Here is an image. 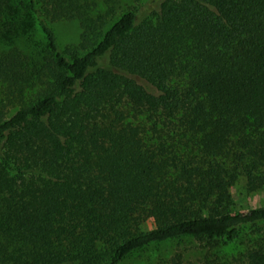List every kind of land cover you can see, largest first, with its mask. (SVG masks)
I'll list each match as a JSON object with an SVG mask.
<instances>
[{"label":"trees","instance_id":"trees-1","mask_svg":"<svg viewBox=\"0 0 264 264\" xmlns=\"http://www.w3.org/2000/svg\"><path fill=\"white\" fill-rule=\"evenodd\" d=\"M118 5L0 0V264L183 240L202 243L194 264H264V206L231 212L229 191L264 185V0ZM60 20L80 28L63 49ZM244 228L243 250L218 246Z\"/></svg>","mask_w":264,"mask_h":264},{"label":"rangeland","instance_id":"rangeland-1","mask_svg":"<svg viewBox=\"0 0 264 264\" xmlns=\"http://www.w3.org/2000/svg\"><path fill=\"white\" fill-rule=\"evenodd\" d=\"M161 0H119L116 15L132 10L138 18H144L152 15L159 8ZM55 36L56 44L59 49L67 45H73L78 41L80 28L75 20H60L51 24ZM232 205L231 212H243L251 208L264 206V185L254 191L246 189L244 176L238 175L229 188ZM151 221L143 223V229L151 228ZM261 233L264 232V225ZM254 235L253 228H244L239 232L234 243L230 246H224L227 239L219 241L218 246L226 249V253H238L248 245V241ZM202 243L193 240L166 241L152 244L141 250L135 251L125 257L118 264H170V260L175 253L183 252L181 264H194L197 258V252L201 249ZM228 245V244H227Z\"/></svg>","mask_w":264,"mask_h":264}]
</instances>
